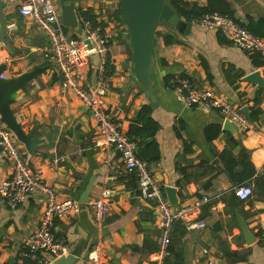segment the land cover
Returning a JSON list of instances; mask_svg holds the SVG:
<instances>
[{
  "label": "crops",
  "instance_id": "obj_1",
  "mask_svg": "<svg viewBox=\"0 0 264 264\" xmlns=\"http://www.w3.org/2000/svg\"><path fill=\"white\" fill-rule=\"evenodd\" d=\"M229 1L241 19L246 13L255 18L264 16V0ZM110 3L111 9L106 12L104 7ZM119 3L121 0H76L75 5L90 8L95 24L103 26L108 35L106 57L111 66L108 65L111 86L102 97L103 107L127 132L141 105L150 104L151 116L158 124L153 138L159 157L147 163L148 167L163 187L175 186L176 206L202 194L210 199L186 218L174 221L170 250L160 256L157 212L151 201L139 195L137 181L131 176L134 171L122 170L107 177L102 159L109 155L117 160L118 155L98 145L94 120L81 100L63 87L55 65L48 59L49 41L44 32L17 12L16 3L2 1L7 28L0 41L2 73L9 78L42 68L26 82L25 89L12 95V111L23 131L30 134L29 148L20 142L25 160L42 170L44 181L56 187L59 198L79 201L89 180L92 186L88 199L103 187L111 191L110 211L101 225L94 221L88 203L80 202L77 214L54 220V234L63 238L68 253L76 256L73 264H93L87 255L94 244H99V264H264V244L256 234L264 230V88L243 80L255 69L264 76L261 65H254V53L233 45L218 30H202L192 20L180 17L187 24L182 31L164 26L154 30L148 93L133 72L127 26L121 13V19L116 18ZM67 32L76 37L82 35L79 28L68 27ZM165 32L172 33L176 42L165 44L160 36ZM99 60L98 55H91L86 83H94ZM181 74L193 86L210 88L229 102L247 107L249 115L260 109L257 118L250 120L251 129L237 130L258 174L256 180L247 183L253 187L247 200L231 199L237 183L222 170L219 152L225 146L226 132L222 130V116L216 109L186 107L177 100L171 84ZM209 123L221 124V132L211 141L203 131ZM55 159L57 165L53 163ZM9 174L10 163L0 154V181ZM43 207L40 194H33L14 207L0 196V264H17L22 241L37 227ZM198 218L204 219V227L188 226ZM239 218L255 236L251 243L245 242ZM222 247L247 252V258L230 262Z\"/></svg>",
  "mask_w": 264,
  "mask_h": 264
},
{
  "label": "built area",
  "instance_id": "obj_2",
  "mask_svg": "<svg viewBox=\"0 0 264 264\" xmlns=\"http://www.w3.org/2000/svg\"><path fill=\"white\" fill-rule=\"evenodd\" d=\"M16 3L17 12L30 18L42 30L49 41L48 59L55 65L64 88L71 90L83 103L95 122L98 145L115 152L117 160L105 155L102 163L106 167L107 177L112 178L122 170L134 171L139 195L149 200L157 212L156 225L159 230V255L165 256L171 240L173 223L177 218H186L192 211L209 201L202 194L191 201L172 207L164 192L163 185L137 156V146L129 138L121 123L112 119L103 107L102 97L111 86L106 57L108 35L106 29L80 12L75 17L82 32L76 37L64 30L59 19L58 0H2ZM193 24L202 30H218L233 45L251 53H258L262 59L264 73V37L254 34L228 14L207 12L192 19ZM87 40L88 42H86ZM100 57L94 83H86V70L90 56ZM1 78H5L3 73ZM177 100L186 107L198 106L205 111L216 109L223 120H229L239 132L251 129L249 118L241 107L229 102L224 96L207 87H196L185 76L178 77L171 84ZM0 154L10 163V174L0 181V196L4 202L17 206L33 194L43 196L44 207L37 227L23 239L17 253V264H28L27 260H36V264H53L56 258L68 253L67 244L54 234V220L72 216L79 212L80 202L71 197L59 198L56 187L44 181L42 170L33 168L24 158L20 142L12 131L0 121ZM58 159L53 160L57 165ZM240 200H247L253 194L250 184H238L234 189ZM111 191L103 187L97 195L88 199L90 212L96 224L101 225L110 211ZM191 228L205 226L198 218L188 223ZM93 264H99V244H94L88 253Z\"/></svg>",
  "mask_w": 264,
  "mask_h": 264
},
{
  "label": "water",
  "instance_id": "obj_3",
  "mask_svg": "<svg viewBox=\"0 0 264 264\" xmlns=\"http://www.w3.org/2000/svg\"><path fill=\"white\" fill-rule=\"evenodd\" d=\"M76 0H58L59 19L65 27L78 29V23L75 17ZM121 16L127 26L128 44L132 54L133 72L138 78L142 88H146L148 93L151 91L150 73L153 63L154 30L157 26H164L178 32L186 27L175 9L169 3V0H121ZM6 24L3 20L2 1L0 0V41L6 33ZM88 42L87 40H85ZM4 68L0 64V74ZM42 68L23 72L18 76L9 78L0 77V121L8 127L17 140L29 148L30 134H26L18 123L15 114L12 111L11 103L14 101L13 93L19 89L26 88V82L41 72ZM243 80L257 84L264 88V76L258 69L252 70L246 74ZM242 112L248 117L247 107L241 108ZM222 130L230 132L237 137V129L227 119L222 123ZM92 186V180H89L79 196V202L87 203L88 195ZM168 201L172 207H176L177 196L174 185L163 187ZM239 226L246 243H251L255 236L251 234L245 222L239 218ZM76 256L72 253L60 256L55 259L53 264H73Z\"/></svg>",
  "mask_w": 264,
  "mask_h": 264
},
{
  "label": "trees",
  "instance_id": "obj_4",
  "mask_svg": "<svg viewBox=\"0 0 264 264\" xmlns=\"http://www.w3.org/2000/svg\"><path fill=\"white\" fill-rule=\"evenodd\" d=\"M171 6L175 9L179 17L185 20H192L207 12H219L222 14H228L234 18L241 25L245 26L248 30L264 37V16H258L255 18L253 15L246 13L244 19H241L235 15V9L229 0H205L204 4H199L197 1L192 0H169ZM120 6L119 3L118 11L116 12V18H120ZM75 11L82 13L85 16L92 19L93 23H96L94 15L90 8H82L75 6ZM68 27L64 26V30L67 31ZM157 33V32H156ZM75 35V34H73ZM158 35V34H157ZM162 40L165 44H171L176 42L175 36L170 32L160 33ZM252 61L255 66L262 65L261 56L258 53L251 55ZM109 63L107 64L108 67ZM109 67H111L109 65ZM184 76L181 74L179 77ZM152 108L150 104L141 105L136 115L131 120L129 128L126 132L129 138L133 139L137 146V156L143 159L146 163L156 161L159 157V147L156 140L153 138L157 122L151 116ZM260 113V109H254L250 115L249 120H255ZM204 135L208 141L217 137L221 132L220 123H209L204 127ZM140 137V138H138ZM238 149L237 152H234ZM219 158L222 163V170L225 171L229 179L238 184H247L252 179L256 180L258 174L256 173L255 167L249 159V152L247 148L242 144L239 137L233 136L230 132H225V146L219 152ZM136 179L134 173L131 175ZM238 198L234 192L231 199ZM257 235L261 238V243L264 244V230L260 229ZM171 240L167 247L170 250ZM223 255L230 262L246 260L247 252H238L229 250L226 247H222Z\"/></svg>",
  "mask_w": 264,
  "mask_h": 264
},
{
  "label": "rangeland",
  "instance_id": "obj_5",
  "mask_svg": "<svg viewBox=\"0 0 264 264\" xmlns=\"http://www.w3.org/2000/svg\"><path fill=\"white\" fill-rule=\"evenodd\" d=\"M113 4H114V2H113ZM113 4H112V6H114ZM110 7H111V3H110V5H108V7H104V8H105V10H106V12H108V10H110V9H111ZM90 57H91V56H90Z\"/></svg>",
  "mask_w": 264,
  "mask_h": 264
}]
</instances>
